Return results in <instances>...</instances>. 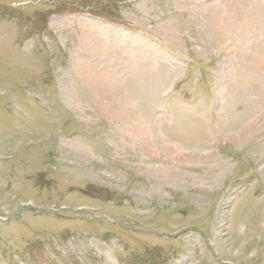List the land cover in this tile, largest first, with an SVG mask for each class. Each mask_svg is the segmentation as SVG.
<instances>
[{
    "label": "rangeland",
    "instance_id": "1",
    "mask_svg": "<svg viewBox=\"0 0 264 264\" xmlns=\"http://www.w3.org/2000/svg\"><path fill=\"white\" fill-rule=\"evenodd\" d=\"M234 1L0 0V264H264Z\"/></svg>",
    "mask_w": 264,
    "mask_h": 264
},
{
    "label": "bare ground",
    "instance_id": "2",
    "mask_svg": "<svg viewBox=\"0 0 264 264\" xmlns=\"http://www.w3.org/2000/svg\"><path fill=\"white\" fill-rule=\"evenodd\" d=\"M235 3V8L238 11L239 9V16L235 15V19L240 21L241 26H246L250 29H256L257 32L260 34L261 30H264V0H236L234 1ZM239 8V9H238ZM256 11H261V13H256ZM233 14V13H232ZM231 17V16H230ZM246 19V21H245ZM232 20V19H231ZM233 21V20H232ZM236 21V20H235ZM237 23V21L235 22ZM240 29V28H239ZM242 30V29H241ZM255 31V30H253ZM245 32V31H244ZM256 32V33H257ZM263 32V31H262ZM262 34V33H261ZM257 36V35H256ZM260 37V36H259ZM262 37V36H261ZM264 47V42L261 44L259 48V53L257 51L255 52V55L259 57L260 63H262V59L264 56V52L261 51V47ZM262 52V53H261ZM247 53V50L245 54ZM249 55V54H248ZM252 60V59H251ZM264 60V59H263ZM257 63V62H254ZM257 65H259L257 63ZM264 69V68H263ZM255 70V69H254ZM262 74V73H261ZM260 73H257L255 77H259ZM264 78V76H262ZM260 78V77H259ZM258 80V79H257ZM262 81V80H261ZM257 83V82H256ZM259 83V82H258ZM264 81L261 82L260 84L264 86ZM262 86V87H263Z\"/></svg>",
    "mask_w": 264,
    "mask_h": 264
}]
</instances>
